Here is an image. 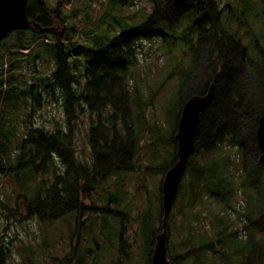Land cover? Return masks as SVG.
I'll list each match as a JSON object with an SVG mask.
<instances>
[{
    "label": "trees",
    "instance_id": "1",
    "mask_svg": "<svg viewBox=\"0 0 264 264\" xmlns=\"http://www.w3.org/2000/svg\"><path fill=\"white\" fill-rule=\"evenodd\" d=\"M72 1H58L54 15L51 17L56 21L57 26L63 23L62 16H59V7L71 5ZM147 1L151 4L152 13L148 15L145 24L128 28L113 26L112 28L119 34L112 39L114 35L111 34V26H109V44L97 42L95 49L86 47L80 50L89 58L84 77L81 79L71 72L68 57L63 51L71 45L70 39L75 28L64 26L61 28L62 32L56 35L55 41L58 44L57 42L55 44L59 49V59L54 82L51 86L40 87L35 92L30 88L28 97L29 94L31 99L36 96L35 100L39 106L41 94L45 92L47 95L49 93L54 95V90L57 88L61 94L63 122L61 124L56 122V128L51 132L42 128L28 130L24 144L19 149L20 154L17 153V157H20V167L34 166L42 176L51 174L53 178L50 184L47 181V187L41 189L33 200L35 206L32 214L40 220L78 215L85 210L84 202H95L94 199L91 200L92 194L109 183L112 177L116 178L114 184L110 187L107 184L109 189H105V194L107 192L110 194L114 190L118 193L119 189L116 186L122 181L125 187L131 179L130 174L138 172V168L132 169L135 158H138L143 165L156 158L151 150L139 151L141 148L138 143L143 136L141 133L144 131L143 116L147 102L159 89L161 83H158L154 90L152 88L149 96L144 99L141 90L142 81L136 73L139 66L137 53L144 43L152 44L165 32L175 31L176 25L181 27L178 26L179 23L184 22L185 25L181 29L184 34H189L191 37L193 68L199 70V75L198 80L192 82L194 87L183 96L181 108L191 96L202 95L211 84L215 85L213 102L207 112L201 116L195 138V150L188 160L184 173L190 188L189 201L194 206L203 204L206 199L209 202L204 203V214L199 209L198 213L192 214V220L187 223L186 232L191 235L193 242L181 241L178 255L174 252L173 246L171 248L166 246L168 254L177 255L174 260L170 259L168 264H186L189 261L188 264H225L226 262V264H264V181L262 180L264 163L258 158L252 160L247 157L243 147L245 137L241 133L242 129L247 134L250 131L255 139L258 120L264 114V34H260V42H250L253 48L248 46L243 49V61L247 62L245 65L248 66L254 82L246 96L242 94L243 87L238 82L236 73L230 69L231 60L234 59L233 52L239 45L241 46L240 30L246 29V35L252 32L251 11L247 10V7L252 6L253 11L264 16L262 11L264 8L261 9L264 4L261 6L257 0H226V10L219 9L217 0H186L185 4L189 2L193 9L181 14L177 18L178 21H172V10L179 9L185 4L175 6L171 0ZM243 1L247 2L245 8ZM125 2L129 1L110 0L109 9L118 4H120L119 9H123L122 7H126ZM203 4H206L208 17L197 20ZM35 9L29 5L28 18L35 20L36 15H39V21L44 24L46 20L48 25V19L44 15H48V9L44 3L37 4ZM87 10L89 12L91 8L88 6ZM82 12L84 15L88 13L84 10ZM120 12L117 16L111 14L109 16H113L114 19L120 18L123 11ZM84 17L85 19L88 17L84 21L88 26L90 17L87 14ZM27 31L31 32L32 41L25 37ZM27 31H18L20 48L17 51L13 50L15 53L12 54V63L18 62L19 57L30 50L29 44H24L26 40L32 43L35 36L43 35L31 30ZM194 37L197 39L196 42ZM3 50L0 54V96L13 88L17 89L14 85L10 89L3 80L6 69L10 68L9 56L4 54ZM29 52L27 54H30ZM161 52L166 53L165 50ZM186 76L187 72L181 74L177 84L182 85ZM172 77L174 75L170 74L169 78ZM243 96L246 100H243ZM123 105L124 109H122ZM85 115L89 120L86 139L91 150V159L86 161L78 156L74 143L76 122L79 116ZM136 118H140L137 125ZM32 149L35 160L30 161L28 155H31ZM146 156L148 159L145 161ZM55 158L59 160L62 172H57L59 170L54 164ZM174 160L175 154L162 171V176L172 166ZM123 171L126 172L122 173ZM144 171L148 172L149 169ZM137 178L139 179V176ZM255 182L257 186L254 192ZM181 187L180 185L179 192ZM248 189L253 191L249 202L244 193V190ZM126 190L128 191V187ZM203 193H206V197ZM242 194L244 198L239 200L238 204L236 196L240 198ZM124 203L122 200L117 201L116 207L120 208ZM209 205H216L225 214L223 218L213 217L217 222H214L215 226L211 224L210 230L208 222H205L208 220L206 210ZM128 206L130 217L132 209L130 199ZM190 208L188 204V211ZM137 210L139 218L137 246L140 250L142 242L147 238L150 239L149 262H151L155 238L162 232L161 189L156 201H146L143 206L137 207ZM172 219L171 210L166 220L167 238L168 232L170 234L171 231L173 234ZM237 219L246 224L244 225L246 231L248 225L257 224L258 232L251 230L248 231L249 239H246V236L237 239L238 231L233 227ZM159 221L161 226L156 230ZM210 222L213 220L210 219ZM218 246L219 249H214ZM184 250L186 252L183 253ZM225 252L227 257L223 258ZM4 255L0 248V264L6 262ZM139 255L141 261L142 255L140 253Z\"/></svg>",
    "mask_w": 264,
    "mask_h": 264
},
{
    "label": "rangeland",
    "instance_id": "2",
    "mask_svg": "<svg viewBox=\"0 0 264 264\" xmlns=\"http://www.w3.org/2000/svg\"><path fill=\"white\" fill-rule=\"evenodd\" d=\"M42 1L48 12L54 14L59 0ZM85 1L73 0L71 5L59 7V16H62L63 23L49 35L35 36L32 43L26 40L24 44H29L30 52L27 51L21 55L18 62L12 63V54L15 53L13 50L17 51L20 48L18 31L11 32L0 42V54L5 48L3 53L9 56L10 63V68L6 69L3 80L10 89L13 88V85L17 86V89L13 88L10 92L0 96V248L5 254L6 264H60V260L62 261L61 264H64V258L72 251H76V256L78 255V264L151 263L149 262L150 239L147 238L142 242L140 250L137 246L139 242L137 207L143 206L146 201L151 202L158 199V192L161 189L165 175L162 176V171L172 161L176 150L174 135L180 116L182 98L188 94L189 89L194 87L192 82L198 80L199 75V70L193 68L191 37L189 34H184L181 29L185 25L184 22L179 23L178 26L181 27L176 25L175 31L165 32L161 38L156 39L152 44L144 43L137 53L139 66L136 73L142 81L141 90L144 99L149 96L152 88L154 90L157 84L161 83L159 89L149 97L151 98L150 101L147 100V107L143 116L144 131L141 133L143 136L140 138V143H138L141 148L139 151L151 150L155 153L156 158L144 165L138 158H135L132 169L138 168V172L130 174L131 179L125 187L122 185L123 181L121 183L117 182L118 193L114 190L110 194L109 192L105 194V189H109L107 184H109V187L114 184L116 178L112 177L109 183L92 194L91 200H95L94 205L100 211L91 213L88 220L84 221V225L78 231L77 238L74 226L77 215L71 214L72 217L71 215L69 217L65 215L57 219L40 220L32 214L35 206L32 203L33 200L38 196L41 189L47 187V181L50 184L53 178H51V174L42 176V173L40 171L38 173L34 166H30V168L20 167V157H17V153L28 135V130L42 128L44 131L51 132L56 128V122H59V124L63 122L61 94L57 88L54 90V95L52 93L47 95L43 92L41 94V105L39 106L37 100H35L36 96L31 99V94H29L28 97L30 88L35 92L40 87L51 86L54 82V74L59 59V49L55 44L57 42L55 40L56 35L62 32L61 28L64 26L75 28L74 33L70 32L73 33L70 39L71 45H68L63 51L64 55L68 57L71 72L81 79V77H84L85 66L89 59L85 53L80 51L81 49L86 47L95 49L97 42L109 44V26H111V34L114 35L111 39L116 38L119 33L115 32L113 26L117 28L120 26L123 28L139 26L145 24L148 21V15L152 13L151 4L147 0H128L129 2H125L126 7H122L123 9H119L120 4L109 9L110 0ZM171 1L175 5L174 0ZM257 1L263 6L264 0ZM245 2L243 1L244 8L247 6ZM35 3L36 0H29L27 8L30 5L36 10ZM217 4L219 9H226L227 1L217 0ZM88 6L91 8L89 12L87 10ZM263 8L264 6L261 9ZM192 9L193 7L188 2L185 6L172 10V21H178L177 18L181 14ZM82 10L87 11L86 14L90 17L88 26L84 24L88 17L85 19L86 14L84 15ZM121 10L123 13L120 18L114 19L113 16H117ZM247 10L251 11L252 32L246 35V29L240 30L241 46L239 45L234 50V59L231 60L232 64H230V69H233L236 73L238 82L243 87L242 94L245 96L254 82L250 76L248 66L245 65L247 62L243 61V49L248 46L253 48L250 42H260V34H264V16L253 11L252 6L247 7ZM262 11L264 14V9ZM73 13H76V15H73ZM109 14L113 16H109ZM73 16H77L78 19ZM199 16L197 20L208 17L206 4L201 5ZM30 35L31 32L27 31L25 37L31 40ZM196 40V37H194L195 42ZM162 50H165L166 53L163 54ZM202 51L204 52V50ZM28 52L30 54H27ZM168 55L172 57L170 58ZM191 62L192 66L190 68ZM185 72H187V76L183 84H177L179 76ZM170 74H173L174 77L169 78ZM54 96L57 98H54ZM243 100H246V97ZM31 104L33 106H30ZM122 109H124V105ZM139 122L140 118H136L135 124L137 125ZM88 127L89 120L87 116H79L75 127L74 143L78 156L84 161L91 159V150L86 139ZM241 133L245 137L243 147L247 157L252 160L258 158L261 163H264V155L258 149L256 135L254 139L250 131L247 134L242 129ZM259 153H261V156H259ZM28 156L30 161L35 160L34 149L31 150V155ZM147 159L146 156L144 160ZM36 162L38 163V160ZM54 164L59 170L57 172H62L61 164L57 158L54 159ZM145 169H149V171L146 172ZM137 176H139V179ZM262 180L264 181V172ZM180 185L182 186L181 190L180 192L178 190L171 208L173 234L170 231V234H172L170 236L168 232L166 242L167 247H174L176 254L179 252L181 241L182 243L193 242L191 235L186 232L187 223L192 220V214L194 212L198 213L199 209L204 214V203L209 202L206 199L203 204L194 206L189 201L191 199V196H189L190 188L185 174ZM256 186L257 182L253 184L254 192ZM127 187L128 191L126 190ZM244 193L247 196V202H249L252 197L250 194L253 195V191L248 189L247 191L244 190ZM203 195L205 196L206 193H203ZM243 198V194L240 198L236 196L237 203ZM129 199L132 204L130 217L128 214ZM121 200L125 203L117 208V201ZM86 202L89 203V201ZM188 204L191 206L189 211ZM206 212L208 220L205 222H208L209 230L211 224L215 226L214 222H217L213 219L214 216L223 218L225 215L216 205H209ZM210 219L213 222H210ZM239 221V219L235 220L233 226L238 231L237 239L240 240L244 236L249 239L248 231L258 232L257 224L248 225L246 231L244 227L246 224ZM160 226L161 222L159 221L156 230H159ZM214 249H219V246ZM139 253L142 255L141 261ZM177 255L167 253L168 263L170 259L174 260ZM226 257L227 252L223 255V258ZM188 263L190 261L186 262V264Z\"/></svg>",
    "mask_w": 264,
    "mask_h": 264
},
{
    "label": "water",
    "instance_id": "3",
    "mask_svg": "<svg viewBox=\"0 0 264 264\" xmlns=\"http://www.w3.org/2000/svg\"><path fill=\"white\" fill-rule=\"evenodd\" d=\"M185 0H174L175 5H182ZM28 0H0V42L11 32L25 31L30 26L35 30L39 25L27 16ZM215 85L211 84L202 95L191 96L183 104L174 135L176 143L175 160L166 171L161 185L162 194V232L155 238L151 264H168L166 220L176 199L181 179L188 160L195 150V138L201 116L207 112L214 99ZM256 142L264 155V114L259 118L256 129Z\"/></svg>",
    "mask_w": 264,
    "mask_h": 264
},
{
    "label": "flooded vegetation",
    "instance_id": "4",
    "mask_svg": "<svg viewBox=\"0 0 264 264\" xmlns=\"http://www.w3.org/2000/svg\"><path fill=\"white\" fill-rule=\"evenodd\" d=\"M43 1L42 0H36V5L37 4H41ZM46 16V19H48V25H46V20L44 21V24L42 22L39 21V15H36V18L35 20H32L30 19L32 22H35L39 25L40 29L38 30H35L32 26H30L27 30H31L32 32H37L39 34H51L53 33L55 29H58L59 26H57L56 24V21L52 20L51 17L54 15L50 12H48V15L44 14ZM89 205H87V204ZM87 205V206H86ZM84 206H85V210L81 213H79L77 216V219H76V222L74 224L75 226V236L77 238V234H78V231L80 230V227L82 225H84V221L86 222V220H88L89 216L91 213H94V212H99L100 210L98 208L95 207L94 205V202H84ZM75 248V246H74ZM77 248V246H76ZM74 255V257H73ZM71 256V257H70ZM64 264H78V255L76 256V251H72V252H69V255H67L65 258H64ZM60 264H61V260L59 261ZM6 264V262H5Z\"/></svg>",
    "mask_w": 264,
    "mask_h": 264
}]
</instances>
